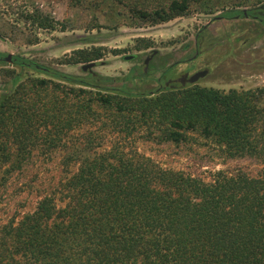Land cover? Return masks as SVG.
Masks as SVG:
<instances>
[{"label": "trees", "instance_id": "obj_1", "mask_svg": "<svg viewBox=\"0 0 264 264\" xmlns=\"http://www.w3.org/2000/svg\"><path fill=\"white\" fill-rule=\"evenodd\" d=\"M188 5L169 0L148 11L134 2L129 9L160 22ZM239 14L264 23V5ZM26 19L54 28L38 10ZM101 56L99 48L76 49L64 63ZM11 62L19 69L6 70L15 84L0 98V170L20 168L36 144L55 147L101 111L117 130L146 125L173 143L197 133L224 156L254 157L263 168L258 176L218 171L204 181L123 145L71 153L65 161L76 170L17 222L0 224V264H264V85L224 91L190 83L137 93L20 55Z\"/></svg>", "mask_w": 264, "mask_h": 264}, {"label": "rangeland", "instance_id": "obj_2", "mask_svg": "<svg viewBox=\"0 0 264 264\" xmlns=\"http://www.w3.org/2000/svg\"><path fill=\"white\" fill-rule=\"evenodd\" d=\"M168 1L0 0V98L15 84L6 70L19 69L6 59L7 54L77 77H106L107 87L137 93L190 83L224 91L264 85V23L239 14L264 5V0H189L182 14L160 22L142 19L129 9L137 2L152 11ZM34 10L51 17L54 28L27 20L26 14ZM91 48L102 53L89 61L94 66L83 70L89 62L64 63L74 50ZM202 70L204 74L189 80ZM159 138L157 130L146 125L131 133L117 130L111 116L101 111L95 121L69 130L55 147L36 144L20 168L0 170V224L17 222L75 171L77 164L65 157L78 151L94 154L123 145L124 150H137L161 167L204 181L218 171L258 176L263 168L254 157L224 156L215 143L197 133L179 143Z\"/></svg>", "mask_w": 264, "mask_h": 264}, {"label": "water", "instance_id": "obj_3", "mask_svg": "<svg viewBox=\"0 0 264 264\" xmlns=\"http://www.w3.org/2000/svg\"><path fill=\"white\" fill-rule=\"evenodd\" d=\"M5 57L8 61H11V54H7ZM94 64H95L94 62H89L87 64H84V65H82V69L85 70L89 67L94 66ZM204 72H205L204 70L196 72L192 77L189 78V80L194 81V79H196L198 76L204 74Z\"/></svg>", "mask_w": 264, "mask_h": 264}]
</instances>
